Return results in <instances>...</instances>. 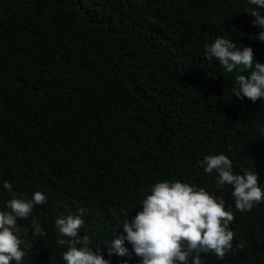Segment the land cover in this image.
I'll list each match as a JSON object with an SVG mask.
<instances>
[{
	"label": "trees",
	"instance_id": "1",
	"mask_svg": "<svg viewBox=\"0 0 264 264\" xmlns=\"http://www.w3.org/2000/svg\"><path fill=\"white\" fill-rule=\"evenodd\" d=\"M253 12L264 15L249 0H0V211L4 182L46 196L19 221L22 264H66L55 219L81 209L90 247L141 264L107 247L165 180L203 187L233 213L232 250L202 264H264V202L238 211L232 186L200 163L224 154L264 190V98H236L251 70L205 55L221 37L264 64ZM33 219L46 235H33Z\"/></svg>",
	"mask_w": 264,
	"mask_h": 264
},
{
	"label": "clouds",
	"instance_id": "2",
	"mask_svg": "<svg viewBox=\"0 0 264 264\" xmlns=\"http://www.w3.org/2000/svg\"><path fill=\"white\" fill-rule=\"evenodd\" d=\"M249 3L264 9V0H249ZM253 26L261 29L257 39L264 43V15L253 12ZM209 61L213 58L231 73L237 66L251 70L250 75H239L234 96L253 103L264 98V64L254 61L252 47L237 48L236 44L217 37L214 43L205 47ZM254 65V68H253ZM206 173L217 174L216 185L223 188L232 186L235 208L240 212L250 211L255 204L264 202V190L258 183V174L244 170L243 174L233 171L232 161L224 154L208 155L200 162ZM3 188L11 193L6 202V211H0V264H22L27 254L22 250L24 241L20 238L22 226L19 221L28 219L37 205L46 202V196L37 191L31 198L13 192L10 182ZM80 215L59 216L55 229L59 237L57 245L66 247L62 259L66 264H111L104 258V251L90 247V237H80L79 230L84 224ZM234 216L226 210L225 201L209 193L205 188H195L189 183L176 181L158 182L151 187V194L142 201V210L123 223V235L114 236L107 247L109 257H129L132 253L140 258L141 264H202L201 254L214 253L224 259L232 250L234 232L229 225ZM33 235L44 236L40 224L33 219ZM131 244L130 252L125 243ZM79 245V246H78ZM239 247H243L240 244ZM127 264V261H125Z\"/></svg>",
	"mask_w": 264,
	"mask_h": 264
}]
</instances>
